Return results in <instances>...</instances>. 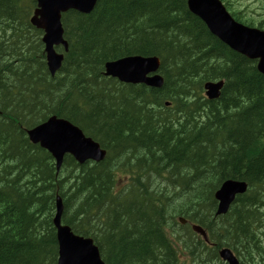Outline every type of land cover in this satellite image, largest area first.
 Listing matches in <instances>:
<instances>
[{"label":"trees","instance_id":"obj_1","mask_svg":"<svg viewBox=\"0 0 264 264\" xmlns=\"http://www.w3.org/2000/svg\"><path fill=\"white\" fill-rule=\"evenodd\" d=\"M34 6L0 0V264L56 263L57 194L62 222L91 236L105 264H177V241L205 245L178 216L242 264L263 260L264 75L256 61L212 35L185 0H98L88 14L63 13L70 47L50 76L39 30L29 33ZM131 54L161 58V88L103 74L105 61ZM218 79L219 96L203 97L204 82ZM51 114L98 141L105 159L65 155L57 171L26 135ZM227 178L247 189L213 217L214 191ZM208 249L201 253L219 258Z\"/></svg>","mask_w":264,"mask_h":264},{"label":"water","instance_id":"obj_2","mask_svg":"<svg viewBox=\"0 0 264 264\" xmlns=\"http://www.w3.org/2000/svg\"><path fill=\"white\" fill-rule=\"evenodd\" d=\"M37 1L31 22L45 28L42 40L45 42L47 66L52 74L60 67L62 59V55L56 54L52 48L53 43L62 41L59 24L60 11L74 8L81 12H89L96 0ZM186 4L189 11L202 19L211 33L227 46L248 58L257 59V69L264 74V30L235 21L227 13L220 0H186ZM104 66L106 75L117 77L123 82H142L152 87H161L163 84V78L160 75H148L159 67L157 56H126L107 61ZM221 85L222 81L205 83L206 94L210 98L216 97ZM27 135L30 141L39 143L51 154L57 170L66 153L72 155L79 163L87 159L101 160L105 154L99 144L91 137L85 136L79 127L56 116H51L43 123L28 129ZM245 189L246 184L243 181H223L214 193L218 201L216 213H224L234 196ZM55 207L53 224L56 227L58 242L56 264H104L91 238L76 235L68 225L60 223L63 206L58 195ZM193 227L204 234L200 227L195 225ZM220 256L229 264H238L235 256L227 248L220 250Z\"/></svg>","mask_w":264,"mask_h":264},{"label":"rangeland","instance_id":"obj_3","mask_svg":"<svg viewBox=\"0 0 264 264\" xmlns=\"http://www.w3.org/2000/svg\"><path fill=\"white\" fill-rule=\"evenodd\" d=\"M236 5V8L241 10L244 18H258L257 14H264V0H230ZM147 156V155H146ZM124 181V180H122Z\"/></svg>","mask_w":264,"mask_h":264},{"label":"bare ground","instance_id":"obj_4","mask_svg":"<svg viewBox=\"0 0 264 264\" xmlns=\"http://www.w3.org/2000/svg\"><path fill=\"white\" fill-rule=\"evenodd\" d=\"M20 41V40H19ZM9 47V46H8ZM16 53V52H15ZM13 68V67H12ZM2 70V69H1ZM232 72V71H231ZM3 75V74H2ZM5 78V77H4ZM38 104V103H37ZM8 107V106H7ZM19 113V112H18ZM6 142H8V141H6ZM148 156V155H147ZM141 158V157H140ZM106 205V204H105ZM144 218V217H143ZM153 233V232H152ZM151 233V234H152ZM150 239H152V238H150ZM234 251V250H233ZM255 251V250H254ZM163 259V258H162Z\"/></svg>","mask_w":264,"mask_h":264}]
</instances>
